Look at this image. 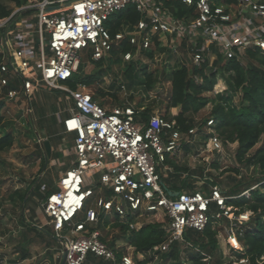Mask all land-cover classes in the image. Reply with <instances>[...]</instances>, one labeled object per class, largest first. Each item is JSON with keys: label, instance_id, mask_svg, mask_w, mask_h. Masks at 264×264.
Wrapping results in <instances>:
<instances>
[{"label": "built area", "instance_id": "built-area-1", "mask_svg": "<svg viewBox=\"0 0 264 264\" xmlns=\"http://www.w3.org/2000/svg\"><path fill=\"white\" fill-rule=\"evenodd\" d=\"M167 1L194 7L195 15L178 18ZM129 5L142 14L130 34L136 52L151 48L155 34L162 37L159 46L168 53L184 52V48L188 61L182 65L187 66L206 61L212 65L219 56H240L241 50L255 46L264 52V0H29L0 19V95L11 86L7 101L20 94L30 100L45 88L62 91L73 102L63 125L66 133L75 135L73 150L65 153L75 159L60 175L58 190L42 202L63 250H68L66 264H84L89 253L117 264H134L130 254L117 262L115 250L101 240L99 231L79 237L64 233L95 195L98 173L102 191L106 188L112 193L97 197L96 207L87 209L86 219L74 224L73 233L84 231L88 222H97L99 210L121 217L163 211L169 218L168 237L156 249L167 251L172 243L184 239L186 230L205 229L214 203L213 217L220 222L228 219V240L233 248L241 249L243 213H235L227 204L228 196L219 185H211L207 193L184 190L174 196L162 179L160 166L168 155L194 142L197 128L181 131L160 111L145 118V109L129 102L106 107L92 97L85 84L77 89L66 84L78 71L84 49L92 47V58L101 60L115 41L126 36L127 32L120 31L112 38L106 22ZM123 57L129 61L134 54L127 52ZM214 124L210 118L206 127ZM209 143L215 152L223 148L215 132L210 133ZM131 227L135 225L131 223Z\"/></svg>", "mask_w": 264, "mask_h": 264}, {"label": "trees", "instance_id": "trees-1", "mask_svg": "<svg viewBox=\"0 0 264 264\" xmlns=\"http://www.w3.org/2000/svg\"><path fill=\"white\" fill-rule=\"evenodd\" d=\"M7 1L8 0H0V19L10 16L15 8L27 4L29 0H10L9 3H11V5H9ZM226 1L233 2L235 0ZM166 4L178 18H189L195 15V8L181 1H167ZM141 18L142 14L136 7L129 5L114 13L106 22V25L114 39L118 32H127L122 40L115 41L113 49H118L123 55L127 52H132L134 54V57L128 61L129 63L125 68V82H122V84H125L129 89L139 84L144 86L146 91H150L155 87L154 72L149 71L147 66L138 70L137 65L139 64V60L135 55L139 56L143 52H147L148 58H154L156 49L166 50V48L159 46L162 37L159 34H155L152 37L153 46L151 48L136 52L137 45L131 43L130 34L134 32L135 26ZM183 50L184 52L186 51L184 48ZM236 52H238L237 49ZM185 54L187 56V53ZM103 59L94 60L92 54L90 56V60L97 65H99ZM244 59H246V63H243ZM2 61L3 51L0 38V66ZM82 69L81 60L78 71L74 73L70 80L66 81V84L71 88L77 89L80 83L85 84L86 88H90L94 86L97 81L96 79L99 78L92 73L84 76L81 73ZM220 78L226 81L231 91L240 94L241 106H229L231 95L226 92H220L215 96L207 95L214 91ZM9 87L11 86L4 88L0 95V154L12 147L16 141L14 130L9 129L7 126L6 110H8V101L5 95ZM96 91L102 96L108 94L113 96L116 100L118 99V94L116 92H106L102 88H97ZM91 95L97 100L96 93H91ZM17 100L18 97L15 101ZM100 103L102 105L105 104L104 102ZM210 103L213 104L212 110L209 116L199 124L200 128L198 132H202L208 120L213 118L215 124L210 128L213 130L215 129L221 141L224 144L238 143L236 159L240 166L250 167L256 164L264 165V52L261 48L257 46L247 48L244 50V54L242 53L240 56H219L213 61L212 65L209 61L204 62L200 66L180 65L171 72L169 103L164 115L168 119L174 120L176 126L181 131L188 132L193 128L195 125L193 114L200 112ZM178 108L180 109L177 110ZM174 109L177 111L171 115L170 111ZM149 113L148 110H145L143 113L144 117L147 118ZM50 131L53 133L52 136H54L55 139L61 137L59 133H57L58 131ZM261 141L262 144L255 149V151H252ZM68 145H71L70 142ZM42 148L45 154L42 161L43 168L46 166L47 161L52 159L61 160V152L59 149L57 151L52 150L51 154H49L45 145H43ZM182 149L189 151L190 144L184 145ZM71 157L72 162L75 157L72 155ZM165 166L172 167L173 170H168L167 178H165L164 173H162V177L168 183H171L175 190L184 191V189H187L189 192H194L197 189H201L206 193L209 192L211 185L199 186L190 179L192 176L197 175L202 177L204 175L203 172L188 170L187 167L181 166L174 156L170 155L167 156L165 162L160 166L162 172ZM215 166L218 165L215 164ZM235 171L241 173L238 167L235 168ZM95 180L96 182L93 188L97 191L102 187L100 173L95 175ZM237 181V178L231 177V180L226 183L227 188L221 187L224 194L228 196L227 204L232 206L234 212L237 214H242L247 211L252 212V214L249 220L242 221L240 226V232H242L240 235L242 248L236 249L232 247V250L237 257V261L246 260V262H241L240 264H264V177L254 178L251 181H246L244 179ZM36 182L37 180H34L33 184L35 185ZM38 184V191H36V188L32 192H27V194L22 197V208L24 211L28 208L27 210L32 212V218L39 215L37 214L36 206H40L34 201L33 196L36 195L45 201L48 195L58 190V186L50 180L46 182L40 181ZM43 188L45 192H41ZM104 189L103 193L105 195H110L112 193L110 189ZM246 192L250 194L248 195ZM30 201H32V204L29 203ZM90 207L93 206H87L86 202L84 209L87 211ZM214 211H216V205L212 203L210 207V220L205 229L202 231L192 228L186 230L184 239L172 243L167 251L156 249V246L162 244L168 237L164 225L161 223H146L137 229H131V223H133L135 219V216L131 214L127 217H121L116 213L109 214L99 210L98 221L86 223V228L82 232L86 233L85 236H89L93 231H99L101 240L115 250L117 262H120L124 255L129 254V247H133L136 254L140 253L145 255V259L138 260V264H149L151 261V253L160 255L161 261L157 264H169L171 260H175L179 264L182 262L184 264H224L223 254L219 246V229L216 226L217 223H226L228 219L226 218L222 222L217 221L213 217ZM22 217L24 229L28 233H32L37 241H45L47 247H57L58 256L56 257L53 255L54 251L51 253L54 258L53 264H60L62 260V245L60 243V238L57 234L56 236L54 234V227L50 225L51 227L40 228L38 224L28 221L25 216ZM26 223L27 226L25 225ZM107 227L118 229V234L115 235L112 240H108V238L101 233L105 232ZM22 237L24 242L29 238V236L24 233ZM118 238H123L127 241V244L119 246L117 243ZM189 249H193L192 253H190L188 258H183L182 253ZM21 251L23 258H28L31 254V252L25 248ZM12 261L14 262L16 259ZM84 264L117 263L97 257L94 253H89Z\"/></svg>", "mask_w": 264, "mask_h": 264}, {"label": "rangeland", "instance_id": "rangeland-1", "mask_svg": "<svg viewBox=\"0 0 264 264\" xmlns=\"http://www.w3.org/2000/svg\"><path fill=\"white\" fill-rule=\"evenodd\" d=\"M10 0L7 1L9 5ZM18 8V7H17ZM16 9V8H15ZM13 10V12L15 11ZM35 51L39 53L35 47ZM244 54V50H241L240 54ZM92 54V47L84 49L81 53L82 67L81 73L84 76L93 74L97 76L94 86L88 88L92 94L96 93V98L100 102H104V106L113 107L119 106L123 103H132L136 107L148 110L150 113L160 111L165 114L167 105L169 103L170 93V77L171 72L178 68L180 65L188 61V58L184 52L168 53L166 50L156 49L155 57L148 58L147 52H143L139 56L135 57L139 60L137 69H143L147 66V69L154 72L155 87L146 91L144 86L136 85L129 89L125 84L124 71L128 65V61L124 60L123 54L118 49H113L107 56L99 63L95 64L90 60ZM245 61V62H244ZM243 63H246L244 59ZM97 88H102L106 92H116L118 99L113 96H102L97 93ZM220 92H226L231 95V102L229 106H241V97L238 92H233L229 89L226 81L220 78L216 84L214 91L207 95L215 96ZM73 105L66 98V94L62 91L51 90L41 88L33 99L28 100L25 96L20 94L17 101H8L6 110L7 126L9 129L14 130L16 135L15 144L3 151L0 154V264H22L16 263L11 259L16 257L22 249H28L31 254L29 255L24 264H53L52 255L49 256V252L53 251L47 247L45 241H37L32 233H28L22 228V216H25L28 221L39 223L43 227H49L50 219L43 211V200L38 196H33V199L40 206L37 208V217L32 218V212L29 210H23L22 197L27 192H32L34 189L38 191V182L52 181L57 185L60 171L63 168L64 162L58 159H52L47 161L46 166L43 168L42 161L44 158L43 145L46 141L52 143V150L61 152L60 158L63 160L67 151L73 150L74 137H70L65 130L60 127V118H64L67 109ZM213 104H208L200 112L193 114L195 125L197 128L194 142L190 144V150L185 151L182 149L173 156L176 161L188 170L203 172V176H192L190 179L195 182L196 185H219L222 188H227L226 183L231 180V177L237 178V180L251 181L254 178L264 177V165H252L250 167L240 166L236 159L237 142L223 143V148L220 152L212 150L209 138L210 133L215 132V129L206 127L202 132H198L199 124L209 116L212 110ZM31 110V113L29 111ZM178 108L177 110H179ZM176 109L171 110L170 114L173 115ZM169 114V115H170ZM6 126V128H7ZM50 130H56L59 132L58 139H55L53 133ZM40 134V136L38 135ZM58 136V137H59ZM70 142V146L68 143ZM262 144V141L254 148L257 149ZM70 154H66L69 156ZM65 162L70 163V160ZM217 164L218 166H215ZM239 168L241 173L235 171V168ZM168 176V171H163ZM167 178V177H166ZM210 178V179H209ZM37 180L35 185L33 181ZM237 181V182H238ZM45 192V189L41 190ZM246 194H250L246 192ZM98 194L95 193L87 201V206L91 205L96 207ZM32 204V201L29 202ZM34 203V202H33ZM86 210L81 211L78 216L73 220L71 225H67L64 233L71 237H79L86 233H73L72 229L74 224L86 219ZM251 214L250 211L243 213V221H248ZM41 219H40V218ZM41 220V221H40ZM45 221V222H44ZM169 222L168 216L163 211L155 213L142 212L135 216L133 224L135 227L131 229H137L141 225L146 223H161L166 225ZM27 226V223L25 224ZM226 223H217L219 229L218 239L219 246L223 254L224 264H240L241 261H237V257L234 255L232 246L228 240L225 232ZM51 227V226H50ZM27 234L28 240L24 243L21 242L22 236ZM108 240H112L115 235L118 234V229L113 227H107L105 232H101ZM119 246L127 244L123 238H118ZM58 256V251L54 250ZM193 249H189L182 253V257L188 258ZM129 254L132 256L134 264H138V260L145 259V255L136 254L133 247L128 248ZM56 256V255H55ZM56 256V257H57ZM149 264H157L161 261L160 255L151 253ZM169 264H179L175 260H171ZM180 264H184L183 262Z\"/></svg>", "mask_w": 264, "mask_h": 264}, {"label": "crops", "instance_id": "crops-1", "mask_svg": "<svg viewBox=\"0 0 264 264\" xmlns=\"http://www.w3.org/2000/svg\"><path fill=\"white\" fill-rule=\"evenodd\" d=\"M67 100H69L71 103H73L70 99H67ZM114 107V106H113ZM69 116V108L67 109V112H66V115L64 116V118L62 119V118H60L59 119V121H60V127H62L64 130H65V128H64V125H63V120L66 118V117H68ZM57 133H59V132H57ZM69 134V136L70 137H74V139H75V135L74 134H72V133H68ZM74 141V140H73ZM52 146V145H51ZM181 151V150H180ZM170 156H173V155H170ZM67 157V161L68 160H70V163H67V162H65V158ZM61 159V158H60ZM71 159H72V157L71 156H66V154H65V157H64V159L62 160L61 159V161L62 162H64V165H63V168H62V170L60 171V174H59V177H60V175L61 174H63L64 173V171L67 169V168H69L70 166H71ZM168 170H170V171H172L173 170V168L172 167H169V166H165L164 167V169H163V171H165V172H167ZM160 172H161V174L162 173H164V172H162L161 170H160ZM164 175H165V178H166V174L164 173ZM162 179H163V181H164V184H165V186H166V188L168 189V191L172 194V195H174L175 196V193L177 192V191H179V190H175V188L173 187V185L171 184V183H168L163 177H162ZM185 191H188L187 189H184ZM180 192V191H179ZM95 193H97L98 195H99V193L100 194H103V191H102V189L101 188H99L97 191H95ZM98 197V196H97ZM151 213H155V212H151ZM36 217H37V215H36ZM48 217V216H47ZM40 218V217H39ZM41 219V218H40ZM48 219H50V221H48V220H46L47 222H48V224H49V222L51 223V224H49V226L51 225V226H53V224H52V220H51V218L50 217H48ZM41 221V220H40ZM45 222V221H44ZM32 223V222H31ZM169 223V222H168ZM168 223H167V225H168ZM34 224H38V226L41 228V227H43L42 225H39V223H34ZM21 225H23V224H21ZM164 227L166 228V225H164ZM22 228H24V226H22ZM54 234H55V236H56V232H54ZM21 242L22 243H24V241H23V237H22V240H21ZM60 243H61V245H62V254H63V243L60 241ZM48 248H50V249H52L51 247H48ZM54 250H56L57 251V247H55L54 246V249H53V251ZM22 252V251H21ZM19 253L16 257H14L13 259H11V260H15L16 259V263H19V262H21L22 264H24V261L27 259V258H23L22 257V253ZM52 252V251H51ZM51 252H49V256L50 255H52V253ZM53 255H56L57 256V254H55V251H54V253H53ZM28 257H30V256H28ZM51 257V256H50ZM52 259H53V261H54V258H53V256L51 257Z\"/></svg>", "mask_w": 264, "mask_h": 264}, {"label": "water", "instance_id": "water-1", "mask_svg": "<svg viewBox=\"0 0 264 264\" xmlns=\"http://www.w3.org/2000/svg\"><path fill=\"white\" fill-rule=\"evenodd\" d=\"M38 135L40 136V134H38ZM44 145H45L47 151L49 152V154H51V152H52V146H51L50 141H46L44 143ZM178 194H179V191H177L175 193V196L178 195ZM67 255H68V250L67 249H64L63 250V254H62V260H61L60 264H66Z\"/></svg>", "mask_w": 264, "mask_h": 264}]
</instances>
